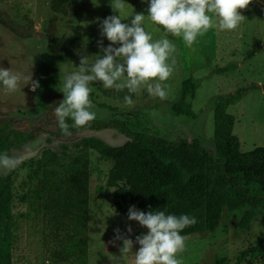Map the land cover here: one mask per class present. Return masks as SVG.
Segmentation results:
<instances>
[{
	"label": "rangeland",
	"instance_id": "rangeland-1",
	"mask_svg": "<svg viewBox=\"0 0 264 264\" xmlns=\"http://www.w3.org/2000/svg\"><path fill=\"white\" fill-rule=\"evenodd\" d=\"M50 1L0 0V18L6 19L4 24L0 22V67L22 77L15 92L0 83V118L10 119L18 131L35 135L34 140L18 148L0 151L23 160L6 173L12 174V264H74L62 257V249L68 247L66 233L52 216L54 209L63 208L59 202H52L56 187L62 196L69 187L58 178L73 166L87 169L83 235L87 264H133L139 248L136 234L147 230L128 219L132 205L119 207L112 196L113 188L107 184L112 160L82 144L83 137L92 135L113 145L124 143L127 137L108 125L56 136L54 108L63 99L60 80L79 71L81 55L88 56L89 63L103 55L98 41L103 39L104 47L110 43L100 35L105 18L120 15L122 22L130 23L135 13H144L145 28L153 39L167 36L176 48L171 58L174 70L164 82L167 97L161 100L146 88L130 95L126 89H105L101 82H93L89 86L93 98L108 106L92 102L95 119L124 122L132 132L144 131L169 141L198 138L208 152L214 151V135L221 131L236 134L242 151L264 146V0H252L247 9L241 10L244 19L236 30L211 28L198 35L192 47L147 20L149 0H123L124 8L119 12L112 8L113 0H71L67 13L58 15L56 35L68 48L62 64L44 55V29L52 14ZM187 76L196 85L191 99L194 118L171 110L181 81ZM29 77L39 82L35 91L31 81L26 84L24 78ZM237 89L243 90L232 102L229 98L216 101L218 96L235 94ZM125 96L131 97L132 105L126 103ZM241 215L240 210L224 208L214 232L183 236L185 249L178 254L182 264H214L224 256L231 264H261L260 260L236 261L242 250L259 241L264 225L263 212L258 210L248 228L239 230ZM66 216L61 214L60 221L68 219ZM117 229L133 241V252L125 256L120 254L123 241L116 238Z\"/></svg>",
	"mask_w": 264,
	"mask_h": 264
},
{
	"label": "trees",
	"instance_id": "trees-1",
	"mask_svg": "<svg viewBox=\"0 0 264 264\" xmlns=\"http://www.w3.org/2000/svg\"><path fill=\"white\" fill-rule=\"evenodd\" d=\"M70 3L71 0H51L52 14L44 29L47 40L44 55L60 64L68 48L56 35L58 15L66 14ZM0 22L4 24L6 19L1 17ZM242 90L237 89L235 94L228 96H218L216 101L229 98L232 102ZM195 91L196 85L192 77L183 78L171 110L177 115L194 118L196 115L191 99ZM90 99L100 107H108L96 101L92 93ZM67 123L70 126L68 131L87 128L97 130L108 125L127 137L120 145L109 144L95 135L82 138L84 146L112 160L107 184L113 188L112 196L117 199L119 207L130 204L145 213L164 211L166 214L195 217L196 223L186 227L181 232L182 236L214 232L220 225L224 208L242 211L237 226L239 230L248 228L258 210L264 215V146L242 151L236 134L221 131L214 135V151L208 152L198 138L191 141L186 138L169 141L144 131L132 132L126 123L116 120L94 119L84 127H72L71 120ZM53 133L56 136L64 134L58 121ZM34 139L33 133L18 131L13 128L10 119L0 118V151L18 148ZM58 179L69 186L66 188V196L57 193V186L55 197L52 198L53 203L63 205V208L54 209L52 215L66 233L64 239L68 242V247L62 249V257L74 264H87L83 240L87 169L73 166ZM11 209L12 174L0 175V264H12ZM61 214L69 216L68 219L64 217L60 221ZM141 234L143 231L137 232L136 236ZM247 260H260L264 264V225L259 241L242 250L236 259L237 263ZM214 264L231 263L224 256L216 259Z\"/></svg>",
	"mask_w": 264,
	"mask_h": 264
},
{
	"label": "clouds",
	"instance_id": "clouds-1",
	"mask_svg": "<svg viewBox=\"0 0 264 264\" xmlns=\"http://www.w3.org/2000/svg\"><path fill=\"white\" fill-rule=\"evenodd\" d=\"M252 0H149L147 20L163 28L167 35L180 37L187 47H192L198 35L211 28L220 31H234L243 21L241 10L247 9ZM112 8L120 11L123 0H113ZM145 14L135 13L130 23L122 22L120 15L105 18L101 25V37L110 42L107 47L103 39L98 41L102 56L89 63L88 56L81 55L79 71L66 74L60 80L59 90L63 99L54 108L60 129L69 133L68 120L72 127H84L96 118L90 99L92 82H101L105 89L139 93L146 88L150 95L161 100L167 97L164 82L174 70L175 45L165 36L153 39L145 28ZM119 45V46H114ZM171 60V62H169ZM22 77L10 69L0 67V83L10 92H15ZM33 91L39 87L38 81L24 78ZM128 105L133 101L125 96ZM23 162L20 157L0 154V174H6ZM128 219L139 222L146 233L136 237L139 248L134 252L133 264H182L178 254L185 249L181 232L196 223V218L187 214H166L164 211L145 213L133 205L129 208ZM127 231H132L131 226ZM123 241L121 256L133 252V241L120 235Z\"/></svg>",
	"mask_w": 264,
	"mask_h": 264
}]
</instances>
